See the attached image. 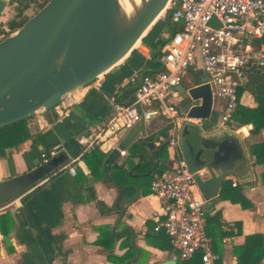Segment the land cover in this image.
Instances as JSON below:
<instances>
[{"label": "crops", "instance_id": "0c3cea01", "mask_svg": "<svg viewBox=\"0 0 264 264\" xmlns=\"http://www.w3.org/2000/svg\"><path fill=\"white\" fill-rule=\"evenodd\" d=\"M15 15L10 0H0L2 29H7V23ZM150 46L151 41L144 40L140 47L136 45L124 60L106 73L102 88L91 90L68 116L59 120L51 109L45 114L46 127L43 129L35 116L30 118L27 123L31 138L8 150L0 159V182L16 179L42 167L43 152L48 153L50 159L63 155L64 161L68 155H78L80 146L77 138L94 125L111 118V98L132 85L129 78L133 70L143 69L148 64ZM207 83V76L198 64L186 71L181 85L189 90ZM249 83L239 101L246 107L255 108L257 103L248 90ZM213 98V117L203 122L201 130L208 133L215 126L231 128L243 138L252 155L248 161L251 174L243 170L244 180L232 178L226 181L238 185L253 208L244 209L238 203L221 200V190L216 198L208 201L198 190L196 195L204 202L206 215L213 217L220 213V222L224 224L211 228L207 235L218 261L221 264H238L234 249L243 246L248 236L264 235V184L261 180L264 165H259L252 153V145L264 141V130L252 135L251 125L239 127L233 121L224 123L221 119L223 102H216V97ZM173 101L182 112H187L182 106L184 99L181 93ZM164 129L165 122L159 118L148 128L138 124L118 135L116 146H124V151L116 164L106 163L113 149L107 152L98 149L106 156L103 164L99 155L91 152L81 158L76 176L60 173L47 184L29 192L32 185L17 196L22 198L0 211V264H159L173 260L175 251L169 236L164 230H155L156 219L162 217L161 203L152 193V184L147 186L138 178V168L142 163L140 154L149 155L159 148V137L165 133ZM180 154L183 156L181 149L179 152L168 147L166 158L160 164L169 170ZM101 164L111 171L113 184L105 182ZM115 165L124 168L117 170ZM126 174L135 176L127 179ZM89 177L94 179L92 185L88 182ZM124 187L131 189L125 192L124 201L127 202L122 216L124 201L120 210L114 205L118 198L117 188ZM98 202L110 209V213H102ZM235 224H240V227ZM222 234L226 236L221 238ZM191 264H201L200 256L196 255ZM261 264H264V259Z\"/></svg>", "mask_w": 264, "mask_h": 264}, {"label": "built area", "instance_id": "2783aa9c", "mask_svg": "<svg viewBox=\"0 0 264 264\" xmlns=\"http://www.w3.org/2000/svg\"><path fill=\"white\" fill-rule=\"evenodd\" d=\"M169 9H172V22L181 29L171 37L167 30L160 33L162 39H168L161 60L162 71L141 77L140 70H133L129 78V83L136 86L133 102L126 106L112 97L111 118L80 135L77 138L79 154L68 155L50 176L37 181L29 192L60 173L76 176L84 155L96 149L107 152L116 148L119 134L138 124L148 128L157 118L165 122V133L159 142L180 152V131L184 124L200 128L204 125V121L182 112L173 101L180 95L177 87L182 84L186 71L198 64L205 71L213 97L223 101L222 121L231 122L240 91L247 88L252 76L264 73V44L259 47L253 44L264 39V0H170ZM167 11L156 23L162 17L165 19ZM213 17L220 27L209 25ZM105 75L64 96L53 108L57 118L68 116L91 90L101 89ZM47 111L40 110L34 115L42 129L46 127ZM41 160L45 166L51 161L46 152L41 154ZM151 188L161 203L162 217L156 219L155 230H164L169 236L176 264H191L196 255L200 256L201 264H217L218 256L212 251L206 234L204 202L196 195L199 189L194 173L184 157L179 156L172 168L152 182ZM21 198L0 206V211Z\"/></svg>", "mask_w": 264, "mask_h": 264}, {"label": "water", "instance_id": "95a60500", "mask_svg": "<svg viewBox=\"0 0 264 264\" xmlns=\"http://www.w3.org/2000/svg\"><path fill=\"white\" fill-rule=\"evenodd\" d=\"M170 0H49L16 32L0 41V129L51 110L64 96L93 83L124 60L167 11ZM209 25L218 28L213 17ZM188 116L209 121L214 98L209 83L186 90ZM188 127H195L208 147V159L192 153ZM208 133L185 123L179 145L205 200L219 195L226 180L251 174V152L231 128L211 127ZM124 146L111 151L106 163L116 164ZM201 151L200 154H203ZM64 162L54 158L47 167L0 182V206L24 193ZM89 184L94 183L89 177ZM139 194L136 198H138ZM122 204V216L124 205ZM159 264H176L174 260Z\"/></svg>", "mask_w": 264, "mask_h": 264}, {"label": "trees", "instance_id": "16d2710c", "mask_svg": "<svg viewBox=\"0 0 264 264\" xmlns=\"http://www.w3.org/2000/svg\"><path fill=\"white\" fill-rule=\"evenodd\" d=\"M49 0H10V4L12 8L15 10V17L7 23V29H2L0 27V36L1 39L8 37L12 33L16 32L19 28L23 26L25 22H27L30 18L26 17V12L38 6L35 13L40 11ZM172 13V9H169L166 13L165 19L159 24V27L154 29V32L151 33V37H147L144 41H151V55L148 64L140 70V76H154L157 73L162 71V57L164 53V47L168 41V39H162L160 33L163 30H167L169 33V37H171L175 32H178L181 27L175 25L171 18L170 14ZM160 23V22H159ZM156 30V32H155ZM153 36V37H152ZM155 39V40H154ZM254 46L259 47L261 44H264L263 40H255ZM138 70V69H137ZM249 92L253 95L257 107L249 108L240 103L237 104V108L235 113L233 114L231 121L238 124L239 127L249 126L251 125L253 128L250 132L252 135H258L264 130V73L259 75H254L250 79L249 83ZM136 86L130 85L120 90V92L115 96V99L118 103L122 105H130L134 100ZM242 91L239 93V98L241 97ZM183 107H186L188 102L186 100L182 103ZM28 120L25 119L19 121L10 126L4 127L0 129V159L6 156V152L8 150L14 149L31 138L30 129L28 127ZM168 146L165 144H161L159 148L149 155L145 153H141L139 158L142 160L138 168V178H140L143 184L147 186H151L152 182L160 177L163 173H165L168 169L164 165H161L160 162L163 158H166V150ZM93 153H97L99 156V161L102 163L106 156L98 149L92 151ZM252 153L259 165H264V141L252 145ZM86 158V157H85ZM52 160V159H51ZM108 163V162H107ZM103 164V163H102ZM101 164L102 175L104 176L105 182L108 184H113V180L110 178L111 171L108 167L104 168ZM59 166V165H58ZM42 167H47V165H43ZM115 168L123 169L124 166L115 165ZM56 168H53L49 173L44 175L50 176ZM95 175V173L92 171ZM143 173V174H141ZM127 179L132 178L135 175L126 174ZM43 177V178H44ZM133 179V178H132ZM262 183L264 184V173L261 176ZM115 181V180H114ZM116 182V181H115ZM130 187L117 188L118 190V198L115 202L114 207L120 210L122 202L125 200V192L130 190ZM221 200H229L232 203L240 204L244 209H252L253 206L251 203L245 198L242 193V189L237 186H233L231 182L226 181L220 192ZM99 210L104 214H109L110 209L106 208V206L98 202ZM104 209H106L104 211ZM221 216L220 213L216 214L213 217H209V215L205 216L206 222V233L209 235V230L214 228L215 226L221 227L222 224L220 222ZM240 227V224H235ZM228 226V224H227ZM226 236L225 234L221 235V238ZM214 242V241H213ZM234 255L238 259V264H261L264 259V235H251L246 238V242L243 246L237 247L234 249ZM111 258V256H110ZM217 264H221L220 261Z\"/></svg>", "mask_w": 264, "mask_h": 264}, {"label": "rangeland", "instance_id": "374dc122", "mask_svg": "<svg viewBox=\"0 0 264 264\" xmlns=\"http://www.w3.org/2000/svg\"><path fill=\"white\" fill-rule=\"evenodd\" d=\"M35 8L37 9L38 6H36ZM36 9H33V8L29 9L26 12V14H25L26 17L27 18H31L33 15H35L36 14L35 13ZM163 19H164V17L161 18V20L159 21L160 23L159 22L156 23V25L152 26V28L150 30H148V32L146 33L145 37L137 45L138 47H140L142 41L145 38L149 37L151 35V33L154 32L155 28L157 30V28L159 27V24L161 25V22L163 21ZM156 30H155V32H156ZM204 73H205V71H204ZM219 101H221V100L216 98V102H219ZM221 102H223V101H221ZM49 111H51V110H48L47 112H49ZM189 132H190V136H191V138L193 140V149H192L193 155L194 156H198L199 162H206L207 159H208V152H209V150H208L209 148L208 147H210L209 143H206L207 141L206 142L204 141V138L199 135V131L195 127L190 128ZM201 151H204V153L200 154Z\"/></svg>", "mask_w": 264, "mask_h": 264}, {"label": "bare ground", "instance_id": "6f19581e", "mask_svg": "<svg viewBox=\"0 0 264 264\" xmlns=\"http://www.w3.org/2000/svg\"><path fill=\"white\" fill-rule=\"evenodd\" d=\"M138 44H139V43H138ZM138 44H137V45H138Z\"/></svg>", "mask_w": 264, "mask_h": 264}]
</instances>
